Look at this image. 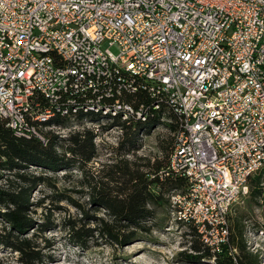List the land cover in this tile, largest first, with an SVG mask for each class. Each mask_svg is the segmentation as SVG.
<instances>
[{
    "label": "built area",
    "instance_id": "1",
    "mask_svg": "<svg viewBox=\"0 0 264 264\" xmlns=\"http://www.w3.org/2000/svg\"><path fill=\"white\" fill-rule=\"evenodd\" d=\"M138 92L148 105L125 99ZM160 111L176 129L158 173L186 183L167 194L172 220L217 247L264 165V0H0V124L14 136L45 145L57 116Z\"/></svg>",
    "mask_w": 264,
    "mask_h": 264
},
{
    "label": "trees",
    "instance_id": "2",
    "mask_svg": "<svg viewBox=\"0 0 264 264\" xmlns=\"http://www.w3.org/2000/svg\"><path fill=\"white\" fill-rule=\"evenodd\" d=\"M125 99L133 104L150 103V98L143 92L125 95ZM161 112L150 117L147 122L136 120L126 122L117 117L91 113L87 117L92 122L105 120L110 126L120 127L123 137L118 142L117 150H123L128 154L132 150L130 146L135 147L138 133L151 126L165 125L171 132L175 131V116L171 113L166 114L171 122L162 123L159 120ZM81 120L82 116L77 115L75 121L81 123ZM70 121L67 117L57 116L48 124L64 126ZM44 134L47 139L45 145L37 138H17L10 129L0 124V223L2 224L0 242L19 253V261L22 264L40 263L45 257L32 238L35 235L26 236L27 231L36 224L30 216V212L34 211L32 207L42 206L44 202L43 198L37 202L31 201L32 193L39 185L53 190L50 195L46 194V197L56 208H62L58 203L66 201L80 209L82 213L80 218L64 220L63 224L69 231L70 240L81 246L87 242L89 236L94 235V231L108 243L114 244H122L145 236L150 233L153 225L148 224L154 218L152 207L166 205L170 211L168 192L171 189L183 190L186 186L183 178L159 175L158 172L164 168L167 160L164 165L160 161L155 162L152 165L153 172L149 173L132 167L136 165L135 162L124 158L112 164L103 179L92 182L84 169L96 153L93 142L94 131L84 128L63 139L58 138L51 131L46 130ZM173 146L174 137L170 152ZM72 167L84 172L82 185L91 190L93 207L95 206L96 210H99V207L105 210V218H94L88 214L69 194L72 190L56 192L55 181H52V176L48 172L70 170ZM63 177L66 178L67 174L64 173ZM248 195L256 204L264 205V165L249 178ZM230 216L231 214L229 221ZM89 219L96 220L97 228L87 226ZM176 224L187 226L188 231L185 235L189 237L190 248L201 254L197 257L207 259L213 257L212 264H260L258 254L252 253L246 244L242 225L233 220L229 226L226 242L218 244L217 247L204 244L191 225L179 221ZM44 227L45 224L39 223L36 229L43 232Z\"/></svg>",
    "mask_w": 264,
    "mask_h": 264
},
{
    "label": "rangeland",
    "instance_id": "3",
    "mask_svg": "<svg viewBox=\"0 0 264 264\" xmlns=\"http://www.w3.org/2000/svg\"><path fill=\"white\" fill-rule=\"evenodd\" d=\"M100 129L97 139L96 153L85 166L84 172L92 180L103 179L104 174L117 160L124 158L135 162L139 170L152 173L155 162L166 163L172 147L173 133L165 126H151L147 130L138 133L135 147L125 154L123 150L118 151V142L123 134L115 126H110L107 121L88 122L70 121L64 126L47 129L58 138H66L75 131L84 128ZM102 126L104 128H102ZM123 132V131H122ZM62 143V140H60ZM61 151V149H59ZM68 155V154H67ZM147 165V166H145ZM81 169L72 167L70 170L60 169L56 172L49 171L52 181H55L56 192L63 190L81 204L82 208L94 218H105V210L99 207L95 209L91 203V190L82 185L83 173ZM67 177L64 178L63 174ZM53 192L48 187L37 186L32 193L31 201L37 202L44 199L42 206H33L30 212L35 221L34 227L27 231L26 236H32L40 252L45 255L44 261L36 264H212L210 259L200 256L190 248L189 237L185 235L187 226L179 225L172 220V215L166 205L152 207L154 218L148 222L153 224L150 233L137 239L126 241L122 244L108 243L94 231L84 245H77L69 237V231L64 227L63 221L77 219L82 216L80 209L66 201L58 204L62 208H56L46 194ZM90 208H92L90 210ZM237 222L243 227V237L252 253H257L260 264H264V205L256 204L247 195L235 203L229 223ZM45 224L43 232H39L36 226ZM87 226L97 228L96 220L89 219ZM2 224L0 223V234ZM40 227V226H39ZM46 239V240H44ZM48 241V242H47ZM236 252V251H235ZM0 264H22L19 261V253L4 246L0 242Z\"/></svg>",
    "mask_w": 264,
    "mask_h": 264
}]
</instances>
